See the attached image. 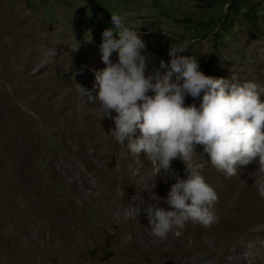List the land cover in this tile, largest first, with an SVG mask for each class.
Listing matches in <instances>:
<instances>
[{"label": "rangeland", "instance_id": "1", "mask_svg": "<svg viewBox=\"0 0 264 264\" xmlns=\"http://www.w3.org/2000/svg\"><path fill=\"white\" fill-rule=\"evenodd\" d=\"M249 2L256 18L225 16L226 0H0V264H110L112 259L182 264L183 255L169 245L151 249L134 238L135 233L149 241L155 237L145 216L125 205L128 197L139 201L137 182L103 158L84 163L75 156V131L85 130L78 124L77 104L87 107L89 94L98 92L92 70L106 67L102 32L112 27L110 14L117 13L146 46L141 53L148 57L146 76L170 70L160 69V61L168 64L174 48L178 55L196 57L206 76L264 89V0ZM53 49L56 55H47ZM11 51L15 56L6 58ZM110 59L118 62V54ZM77 84L90 89L88 94L81 96ZM200 102L186 96L184 106ZM10 110L29 123L24 148L7 132ZM12 156L19 157L16 165ZM193 164L203 177L224 175L203 150ZM258 167L254 160L241 166V173L251 176ZM80 173L95 187L85 195L79 194ZM48 205L69 214L67 229L35 216ZM158 207L171 210L164 202ZM232 213L229 219L240 221ZM25 227L40 237L27 242Z\"/></svg>", "mask_w": 264, "mask_h": 264}, {"label": "clouds", "instance_id": "2", "mask_svg": "<svg viewBox=\"0 0 264 264\" xmlns=\"http://www.w3.org/2000/svg\"><path fill=\"white\" fill-rule=\"evenodd\" d=\"M110 17L112 27L103 30L100 44L106 67L92 70L98 88L96 110L101 119L113 120L114 139L137 157L143 153L157 172H169L177 158L185 165L187 178L174 176L176 182L163 201L171 210L139 198L136 215L145 214L151 233L164 239L188 221L205 227L218 221L213 210L217 193L206 183L200 166L193 164L196 145L203 147L217 171L229 177L255 160L259 167L251 174L253 186L264 198V102L260 100L264 89L252 82L206 76L196 57L178 55L174 48L169 50L168 64L160 61V69L170 70L164 74L154 70L146 76L148 57L141 54L146 46L139 32L120 14ZM113 52L118 54L116 63L110 59ZM47 55L56 52L49 50ZM77 86L81 96L88 94ZM186 96L200 99L199 107L184 106Z\"/></svg>", "mask_w": 264, "mask_h": 264}, {"label": "bare ground", "instance_id": "3", "mask_svg": "<svg viewBox=\"0 0 264 264\" xmlns=\"http://www.w3.org/2000/svg\"><path fill=\"white\" fill-rule=\"evenodd\" d=\"M6 55V58H10L15 56V52L11 51ZM86 90L88 92L90 89L86 88ZM97 95L98 92L92 99H89L87 107L77 104V111H75L78 124L85 130L75 131L76 140L72 151L84 163H93L94 156L103 158L108 166L114 165L124 178L131 177L137 182L138 200L142 197L148 203H158L157 206H161L167 198L172 184L176 182L174 176L183 179L184 163L177 158L171 162L169 172L165 173L164 170L157 172L156 165L143 153L139 157L133 155L126 144L118 143L111 135L110 131L114 128L113 120L101 119L100 113L96 110L98 107V102L95 100ZM6 114L8 117L11 116L10 119L8 118L7 132L16 137L15 145L24 148L29 140V123L23 120L22 115L16 111L10 110ZM111 115L114 117L116 113ZM136 135H139L138 131ZM202 150L201 145H196L195 155H201ZM11 158L13 164L16 165L19 157L12 156ZM82 175L80 173L79 194L85 195L95 187ZM204 179L218 196V201L213 206L218 217L216 223L205 227L199 223L188 221L183 227H174L166 238L160 239L161 242L158 237H153L151 241L146 240L141 233H135L134 238H137L140 245L147 248H151V245L160 247L169 245L168 247H171L173 252L179 253L181 257L183 255L182 264H264V244H260V241H264L262 238L264 233V198L258 195L253 186L254 178L242 174L241 166H239L235 176L229 177L224 174L223 176L204 177ZM74 181L76 178H72V183ZM133 185L135 186V184ZM141 186L143 188H140ZM138 204L139 201L134 197H128L125 205H129L128 209L134 213ZM60 212L48 205L44 206V209H37L35 216L44 221L55 219L62 224L64 229H67L70 224V216L68 213ZM229 212H233L232 214L237 212L240 215V221L229 219ZM140 214L142 217L145 216L143 212ZM102 217L105 216L102 215ZM177 232L178 234H176ZM22 233L27 235V242L32 240L33 236L40 237L39 231L34 232L32 227H25ZM22 233L19 235L21 236ZM245 247L248 248V252L244 250ZM187 253L191 255L187 256ZM157 255H154L153 259L156 260ZM110 264H115L113 259Z\"/></svg>", "mask_w": 264, "mask_h": 264}, {"label": "trees", "instance_id": "4", "mask_svg": "<svg viewBox=\"0 0 264 264\" xmlns=\"http://www.w3.org/2000/svg\"><path fill=\"white\" fill-rule=\"evenodd\" d=\"M226 14L229 16L231 14H240L248 19L256 18L258 12L250 9L249 0H226Z\"/></svg>", "mask_w": 264, "mask_h": 264}]
</instances>
